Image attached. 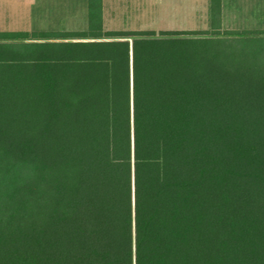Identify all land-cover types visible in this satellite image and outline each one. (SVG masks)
<instances>
[{
  "label": "trees",
  "instance_id": "obj_1",
  "mask_svg": "<svg viewBox=\"0 0 264 264\" xmlns=\"http://www.w3.org/2000/svg\"><path fill=\"white\" fill-rule=\"evenodd\" d=\"M221 10L0 30V264H264V33Z\"/></svg>",
  "mask_w": 264,
  "mask_h": 264
},
{
  "label": "rangeland",
  "instance_id": "obj_2",
  "mask_svg": "<svg viewBox=\"0 0 264 264\" xmlns=\"http://www.w3.org/2000/svg\"><path fill=\"white\" fill-rule=\"evenodd\" d=\"M224 1L227 6L223 8L225 14H222V32L250 30L264 33L263 0ZM141 3L142 14L107 16L106 28L121 31L152 30L156 34L176 30L190 32L184 34L190 37L209 36L208 33L212 32L211 0H163L159 7L154 5V0H141ZM5 11L7 12V9H0V30H23L49 26L45 16L7 14ZM86 24V15L64 14L57 27L62 30L83 29L87 26Z\"/></svg>",
  "mask_w": 264,
  "mask_h": 264
},
{
  "label": "crops",
  "instance_id": "obj_3",
  "mask_svg": "<svg viewBox=\"0 0 264 264\" xmlns=\"http://www.w3.org/2000/svg\"><path fill=\"white\" fill-rule=\"evenodd\" d=\"M161 2H163V0H154V5L159 7ZM226 6L227 4L224 0H222V14H225L223 8ZM92 7L96 11L99 9L101 10L103 15L104 30H113L106 28L107 16L135 15L137 13L142 14L143 5L141 0H95L92 3L90 0H0V9H7V12L5 11L7 14L22 13L25 15L45 16V20L49 23V26L44 28L23 29V31L50 32L53 34V38L49 40H61L60 38H57V35H55L56 33L80 32L87 30L89 22L88 15ZM64 14L86 15L87 26L83 29H59L57 24H60ZM69 38L73 37L70 36Z\"/></svg>",
  "mask_w": 264,
  "mask_h": 264
}]
</instances>
